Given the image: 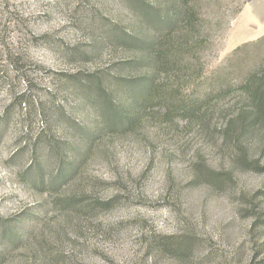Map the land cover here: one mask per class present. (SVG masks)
<instances>
[{
  "label": "rangeland",
  "instance_id": "374dc122",
  "mask_svg": "<svg viewBox=\"0 0 264 264\" xmlns=\"http://www.w3.org/2000/svg\"><path fill=\"white\" fill-rule=\"evenodd\" d=\"M147 2L200 18L175 57L147 60ZM263 36L264 0H0V264L263 261L264 128L234 141L227 72Z\"/></svg>",
  "mask_w": 264,
  "mask_h": 264
},
{
  "label": "trees",
  "instance_id": "16d2710c",
  "mask_svg": "<svg viewBox=\"0 0 264 264\" xmlns=\"http://www.w3.org/2000/svg\"><path fill=\"white\" fill-rule=\"evenodd\" d=\"M192 9L185 5L174 4L170 11L165 12L164 6H160L154 2H147L141 14V19L144 18V22L153 23L165 29V31L167 30L166 32L164 31L165 33L162 34L161 38L158 37L150 42L147 41V50H153L154 52L147 57L149 62L154 60L164 61L167 57H175L172 50L179 47L176 44L181 43L174 42L170 37H172L175 30H181L185 25L192 32H195L197 21L200 18L193 13ZM182 38L183 36L180 35L179 39ZM182 44L185 43L182 42ZM227 72L233 76L236 74L240 87L244 90L250 102L249 112L241 114L237 120L240 130L235 136L234 141L241 148L245 142V135L251 128L255 126L264 128V36L256 42L247 43L237 48L232 56ZM144 83L143 81L133 83V88H136V96L151 91V86ZM108 103L111 105V109H114V112L120 111L121 108L118 106L117 101H113L110 98L108 99ZM137 109L135 105L128 112L121 109L118 115L121 131L126 132L137 127L139 124ZM232 134L234 135L233 131ZM241 154H243V162L248 161L245 157L246 151L241 150ZM253 166L258 167V164L254 162ZM259 264H264V260Z\"/></svg>",
  "mask_w": 264,
  "mask_h": 264
}]
</instances>
